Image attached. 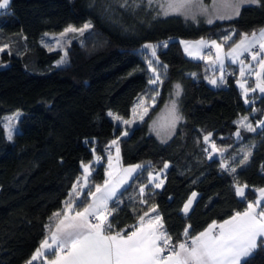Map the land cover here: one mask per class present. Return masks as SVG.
<instances>
[{"label": "trees", "instance_id": "1", "mask_svg": "<svg viewBox=\"0 0 264 264\" xmlns=\"http://www.w3.org/2000/svg\"><path fill=\"white\" fill-rule=\"evenodd\" d=\"M124 5L119 0H9L0 10V46L6 42L13 46L0 54V117L16 108L23 111L12 140L0 120V264H25L30 259L47 235L50 216L62 207L82 173V163L93 161L112 140L118 139L123 163L149 160L160 167L170 162L164 185L153 197L175 240L183 237L188 225L189 234H196L211 220L243 209L247 202L235 194L238 183L247 185V200L264 185V128L241 129L238 139L239 126L234 123L243 114L260 120L264 94L245 103L237 76L229 69L225 82L212 86L205 61L189 56L181 43L220 40L228 31L236 33L232 40L250 33L264 24V0L243 6L233 19H215L212 24L158 15L143 3ZM86 21L96 39L72 41L67 62L57 64L63 51H49L41 35ZM144 41L158 42L159 62L167 66L160 72L158 87L148 83L151 73L139 50ZM175 84L182 89L176 98L183 119L170 138L160 139L149 131L148 121ZM148 88L149 96L159 90L156 104L122 135L123 126L109 110L129 116L136 98ZM208 133L217 148L228 145L241 153L245 147L251 152L248 162L237 166L235 173L222 170L218 155L209 158L205 151L211 148L203 139ZM107 153L92 172L95 184L105 177ZM143 175L144 170L131 180L119 205L111 203L110 220L116 230L129 231L135 225L123 195L136 198ZM192 190L198 194L185 216L182 205ZM248 264H264V250L255 251Z\"/></svg>", "mask_w": 264, "mask_h": 264}, {"label": "snow or ice", "instance_id": "2", "mask_svg": "<svg viewBox=\"0 0 264 264\" xmlns=\"http://www.w3.org/2000/svg\"><path fill=\"white\" fill-rule=\"evenodd\" d=\"M258 0H213L211 5H206L204 0H147L149 6L156 5L159 8L158 15H182L185 19L196 21L198 16L208 17L206 22L212 24L214 19H233L240 15L241 8L245 5L256 4ZM9 5V0L0 3V9ZM127 6V0L125 5ZM91 28V24H85L81 28L68 26L59 37H54L56 47H63L64 41L69 33H83ZM236 33L225 35L221 42L212 40L210 42L200 40L193 43L181 41L185 45V52L190 56H197L200 59H208L213 66L219 65V82L224 83L225 58L231 63L239 65L241 80L237 83L242 89L245 103H251L247 99L249 92L259 91L264 94V29L254 31L251 35L240 34L238 43L234 47H229L224 51L225 45L232 40ZM166 46V44L164 45ZM8 47L7 45L4 46ZM143 47V55L147 60V66L153 76L149 79V85H159L161 73L153 65H159L166 69V65L159 62L157 56L158 45L146 44ZM209 48V56H201L200 50ZM195 49V51H193ZM211 49H215L212 58ZM49 48V51H53ZM4 51V48H0ZM245 53L250 55V60L245 63L241 59ZM67 52L57 62L66 63ZM252 62H255L253 65ZM215 70V69H214ZM255 76L254 87L247 86L248 77ZM217 78H212L209 83L218 84ZM155 91V89H153ZM181 86L176 85L175 96L181 94ZM157 91L151 96L154 104ZM145 105V98L140 97L138 103L133 108V119L122 120L119 115L109 113L117 122L131 125L135 122L137 109L143 108L139 114L142 121L148 113ZM168 109L167 127L174 130L177 123L183 119L180 114L177 101L173 99ZM255 111V110H254ZM20 113H15L7 118V139L13 138L12 120L18 119ZM239 127L235 133L238 139L241 138V129L247 132H255L256 127L264 128V121L257 122L253 127L248 122V117H242L234 121ZM125 130L122 135H127ZM212 133L203 137L206 143L211 141ZM115 147V157L109 150L107 155L106 179L102 184H95L92 181L94 165L100 163L101 157H96L89 164L81 165L83 172L73 184L68 193V198L64 202L62 211L54 213L56 217L55 227L52 230L49 225L50 235L46 237L35 250L26 264H33L40 260L42 264H248L250 258L257 250H264V188L255 190L259 193L257 199L252 202L247 200L245 186H235V194L242 202H247V207L243 212H235L228 219L222 222L213 220L207 228L195 236H190L191 226L185 227L182 233L184 239L173 242V238L168 234L164 225L163 217L156 207H152L148 212L140 215L137 224L131 231L126 229L115 230L110 217L114 218V209L109 208V204L119 205V197L126 190L130 180L138 179V173L145 169L143 164L122 166L120 161V149L118 139L112 140L108 148ZM209 158L217 151L223 153V149H217L215 143H211ZM95 152V149H93ZM251 152L245 151L239 165H245ZM115 161V162H114ZM165 164L164 168L167 169ZM224 171L235 173L236 168H231L226 162L221 164ZM160 173H149L148 184L139 186V200L141 204L148 203V197L154 194L155 189H160L164 185V180L160 179ZM151 187L152 191L146 193V189ZM94 188V191L92 190ZM197 193L193 192L187 202L183 205L182 214L187 216L192 207L193 200ZM90 198V201H88ZM87 201V202H86ZM79 208L80 210H76ZM151 213V215H150ZM51 256V259H49Z\"/></svg>", "mask_w": 264, "mask_h": 264}, {"label": "rangeland", "instance_id": "3", "mask_svg": "<svg viewBox=\"0 0 264 264\" xmlns=\"http://www.w3.org/2000/svg\"><path fill=\"white\" fill-rule=\"evenodd\" d=\"M121 1L122 3H125V0H119ZM127 3H131V4H134V5H138L139 3H143V4H146L147 6L148 3H147V0H127ZM204 3L206 5H211L213 3V0H204ZM151 7H154V9L159 12V8L156 6V5H152ZM182 16V15H181ZM182 18L185 19L184 16H182ZM208 17L206 16H198L196 21H193L192 19H185L187 21H190V22H194V23H197L199 21H203V22H206ZM215 20V19H214ZM85 24H91V22L89 21H86L82 24H76V23H70L68 24L63 30L61 31H45L42 35H41V42L42 44H44L46 47L48 48H53V49H56V43H55V40L53 39L54 37H59V35L64 32V30L68 27V26H73L75 28H81L83 27ZM92 30V24H91V28L86 30L83 35H80L79 33H69L68 36L66 37L65 41H64V45L63 47H60V49L63 51V55L64 56V53L67 52L70 44L72 41L74 40H79L80 42H85L87 40H91L93 38L96 39V36H93L91 35L92 33H89V31ZM253 32L251 33H247L249 35H251ZM229 34H232V31H228L225 35H229ZM224 35V36H225ZM223 38H221L220 40L219 39H216V38H198V39H195V40H184L186 42H190V43H195L197 41H200V40H204V41H207V42H210L212 40H216L218 43L221 42ZM239 39L240 37L232 40L231 42L227 43L224 47V51H228L229 50V47H234L235 46V43H238L239 42ZM146 44H151V45H158V42H155V41H144L143 43H141L140 45V52H141V55H142V58H144L146 60V58L144 57L143 55V47L144 45ZM5 45H7L8 47H4ZM184 45V44H183ZM0 48H4V50H8V51H11L13 46L9 44V42H6L4 43L3 45L0 46ZM205 48V47H204ZM184 49H185V45H184ZM2 51H0V54H1ZM212 52V58H214V53H215V49L211 50ZM203 56L204 57H208L209 56V50L207 51H204L202 52ZM61 56V57H62ZM61 57L59 59L56 60V63L61 59ZM241 59H244L245 60V63H248V61L250 60V55L248 53H245L244 56L241 57ZM66 61H67V57H66ZM205 61V64L209 67V73L207 72V75H206V78H207V82L209 83V80L212 79V78H219V76L221 75V72L219 71V65H216V66H213L209 63V60L208 59H204ZM146 63H147V60H146ZM253 65H255V62H252ZM58 64V63H57ZM64 64V63H63ZM61 65V64H59ZM154 67L157 68V71L158 72H161L163 70V68H161L159 65H153ZM233 67H235V71L232 70ZM208 69V68H207ZM215 69V70H214ZM226 69H229L230 71H232L239 80H241V77H240V72H239V65L238 64H233L231 63L230 59L228 58H225V70H224V75H225V72H226ZM150 70V69H149ZM151 73V77L149 79L152 78L153 74L152 72L150 71ZM252 78L253 81H255V76H250L248 77V79ZM148 79V81H149ZM249 82H251V84L253 83L252 80H249ZM210 84V83H209ZM221 84L219 82V79H218V84L219 85ZM254 84V83H253ZM176 85L175 84L172 88V93L171 95L160 105V107L157 108V110L150 116L149 118V121H148V126H149V131L154 133L158 138L160 139H168L170 138V136L175 132L176 128L178 127L180 121L177 123L176 127L174 130H171L170 128L167 127V121H168V109L166 108V105H169L170 102L175 99L177 101V98L175 96V92H176ZM212 85V84H211ZM217 85H212V86H217ZM152 87H158V85H150ZM149 92H150V88H148V90L146 92H144V94H140L136 100L134 101V105L132 107V112H131V115L128 117V116H122V115H119L116 111L110 109L109 110V113H112L114 115H119L122 120H131L133 119V108L134 106L137 105L138 103V100L140 97H144L145 98V105L146 106H149L148 107V111L150 110V107H153L155 104H156V101L155 103L153 104L152 101H151V96L155 95L156 94V91L152 92L149 96ZM159 92V90H158ZM257 94V92H254L253 94H251V96H249V101H255L256 100V97L255 96ZM258 95V94H257ZM149 96V97H148ZM156 100H157V97H156ZM178 106V105H177ZM179 109V108H178ZM19 112L20 113V116L22 114V110L20 108H16L12 111H8L6 113H4L1 117H0V120L2 121V123L4 124L5 126V129H6V136H7V118L8 117H12L15 113ZM143 112V108H138L137 109V116H136V119H135V122L132 123L131 125H127L128 127L127 128H130L132 127L135 123L137 122H140L141 120L139 119V114ZM180 112V111H179ZM181 114V113H180ZM19 116V118H20ZM146 116V115H145ZM144 116V118H145ZM113 117V116H112ZM242 117H248V122H252V123H255L253 121V119H251V117L249 116V114H244V115H239L238 118L236 119L239 120L240 118ZM19 118L18 119H14L11 121L12 125H13V135L16 131L19 130ZM143 118V119H144ZM123 125V124H122ZM245 147H242V150L243 152H245ZM242 152V153H243ZM195 192L198 194V191L196 190H192L188 197L186 198V200L184 201L183 205L187 202V200L189 199V197L191 196V194ZM194 201V200H193ZM183 205H182V208H183ZM39 247V246H38ZM37 247V248H38ZM35 252V251H34ZM34 254V253H33ZM32 254V255H33ZM31 258V257H30ZM26 264V263H25Z\"/></svg>", "mask_w": 264, "mask_h": 264}, {"label": "crops", "instance_id": "4", "mask_svg": "<svg viewBox=\"0 0 264 264\" xmlns=\"http://www.w3.org/2000/svg\"><path fill=\"white\" fill-rule=\"evenodd\" d=\"M0 3H3V0L2 1H0ZM1 10V9H0ZM261 29H264V24L263 25H260V26H258V27H256V28H254L251 32H254V31H256V32H258L259 30H261ZM250 32V33H251ZM195 40V39H194ZM207 50H209V48L208 47H205V48H202L201 50H200V55L201 56H203V54H202V52H204V51H207ZM211 50H213V49H211ZM193 51H195V49H193ZM187 53V52H186ZM188 54V53H187ZM190 56V55H189ZM192 57H197V56H192ZM204 60V59H203ZM239 79L238 78H236V83H237V81H238ZM252 82L254 83V81L252 80ZM251 84V82H249V79H248V81H247V86H249V87H254V84ZM237 85H238V87H239V84L237 83ZM240 88V87H239ZM241 89V88H240ZM241 91H242V89H241ZM257 92V94H261L259 91H256ZM251 94H253V92H249L248 93V96H247V99H249V96L251 95ZM133 105H134V103H133ZM133 105H132V107H133ZM132 107H131V111H130V114H129V116L131 115V112H132ZM244 115V114H243ZM128 116V117H129ZM242 116V115H241ZM238 118V117H237ZM237 118H235V121H236V119ZM264 120V113H263V115H262V118L260 119V120H258L257 122H259V121H263ZM257 122H255V123H252L251 122V124H252V126L253 127H256L257 126ZM120 125H122L123 123H121V122H118ZM123 126V130H122V132H124L125 130H127V125H125V124H123L122 125ZM209 143V145L211 146V143H213V141H212V139H211V141L210 142H208ZM207 143V144H208ZM217 147V146H216ZM238 149H240L239 147H237ZM217 149H223V150H225V151H223V153H221V152H219V151H217L215 154L216 155H218V157L220 158V161H221V164L222 163H224V162H226L227 163V165L229 166V167H231V168H236L237 166H239V161H240V159H242L243 158V155H244V152L243 151H241V153H240V151L238 150V152L239 153H237L236 151H234V150H231L229 147H228V145H219L218 146V148ZM111 153H112V155H113V157H115V147L113 146L112 148H111ZM243 152V153H242ZM239 154V155H238ZM107 155H108V153H107ZM120 155V154H119ZM96 157H97V155H96ZM95 157V158H96ZM94 158V159H95ZM92 160H90V161H86V162H83V164H89V162H91ZM120 161H121V158H120ZM115 162V161H114ZM121 164H122V166H124V167H127V166H130V165H137V164H143L144 166H145V169H144V175L141 177V179H140V181L138 182V185H137V190H136V194H137V197L136 198H133L132 197V199L130 200V198H131V195L130 194H124L123 195V198L127 201V203L130 205V207L132 208V210H133V212H134V221H135V225L137 224V221H138V218H139V216L140 215H143V213L144 212H148L149 211V209L150 208H152V207H156V204H155V201H154V195H155V193L159 190V189H155V192H154V194H152V195H150L149 197H148V203L147 204H141L140 203V200H139V186H141V185H146V184H148V176H149V173H152L153 175L154 174H156V173H160L161 175H160V179H163L164 180V174H165V171H166V169L164 168V165L165 164H167L168 166H169V164H170V162L169 161H164L163 162V164L160 166V167H156V166H154L149 160H142V161H137V162H131V163H123L122 161H121ZM107 165H108V161H107V156H106V163H105V177H104V179L101 181V182H99V183H97V184H102L103 183V181L107 178L106 177V172H107V170H108V168H107ZM95 166H96V164L93 166L94 168H95ZM168 168V167H167ZM143 171V170H142ZM83 172V171H82ZM141 174V172H139L137 175L139 176ZM82 175V173L78 176V177H80ZM76 181H77V179H76ZM75 181V182H76ZM131 182V180L129 181V183ZM237 185H239V186H245L246 184L245 183H238ZM127 187V186H126ZM260 188H264V185H261V186H258V187H256L255 188V190H257V189H260ZM93 191H94V188L92 189ZM152 191V189H151V187H149L148 189H146V193H149V192H151ZM258 195H259V193L258 192H256L255 193V196L253 197V198H251V199H249L248 201H252V202H254L256 199H257V197H258ZM68 198V197H67ZM66 198V199H67ZM66 199H65V201H66ZM64 201V202H65ZM88 201H90V198H88ZM87 202V201H86ZM247 207V204H246V206L243 208V209H241V210H239V212H243L244 210H245V208ZM63 208H64V203H63V205H62V207L61 208H59V209H57L56 211H54L53 213H52V215L50 216V220H49V222H48V226L50 225L51 226V228H52V230H54V227H55V222H56V217H54V213H56V212H58V211H62L63 210ZM109 208L110 209H112V207H111V203L109 204ZM157 208V207H156ZM76 210H80L79 208H77ZM158 210V209H157ZM159 212V211H158ZM236 212H238V211H236ZM235 213V212H234ZM234 213H232V214H230L229 216H227V217H225V218H223V219H219V220H217V219H214L215 221H217L218 223L219 222H222L223 220H225V219H228L229 217H231ZM159 214H160V212H159ZM150 215H151V213H150ZM161 215V214H160ZM213 220H211L210 222H208L202 229H200L195 235H197L199 232H201V231H203L205 228H207V226L212 222ZM132 230V229H131ZM131 230H129V231H131ZM50 235V231H49V227H48V232H47V235L42 239V241L46 238V237H48ZM194 235V236H195ZM41 241V242H42ZM37 249V248H36ZM49 259H51V256H49ZM40 260H38V262H39ZM41 262V261H40ZM41 264H42V262H41Z\"/></svg>", "mask_w": 264, "mask_h": 264}, {"label": "built area", "instance_id": "5", "mask_svg": "<svg viewBox=\"0 0 264 264\" xmlns=\"http://www.w3.org/2000/svg\"><path fill=\"white\" fill-rule=\"evenodd\" d=\"M109 146V145H108ZM108 146H106L105 147V150L102 152V153H99V156L98 157H101L102 159H101V161H104V156L106 155V153L107 152H109V150H111V148L109 149L108 148ZM105 154V155H104ZM115 230H116V228H114ZM190 236H194L195 234H189ZM184 239V237H182V238H180V239H178V240H175V239H173V242L175 243V242H177V241H179V240H183Z\"/></svg>", "mask_w": 264, "mask_h": 264}]
</instances>
